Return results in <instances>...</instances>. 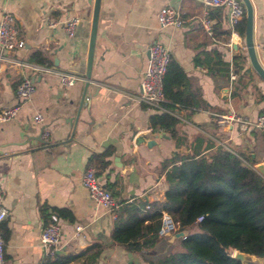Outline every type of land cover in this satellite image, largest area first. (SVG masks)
<instances>
[{
	"label": "crops",
	"instance_id": "0c3cea01",
	"mask_svg": "<svg viewBox=\"0 0 264 264\" xmlns=\"http://www.w3.org/2000/svg\"><path fill=\"white\" fill-rule=\"evenodd\" d=\"M251 3L255 53L264 68V0ZM163 5L179 10L184 18L180 26H159L156 14ZM92 7L93 0H0V15L11 12L22 40L20 47L0 51V110L16 102L14 88L22 77L34 85L13 116L0 121L1 204L7 212L0 220L4 264L41 263L38 235L49 213L59 218L64 248L59 255L78 254L93 244L99 253L91 264H144L143 256L164 254H156L159 236L147 252L112 241L113 217L81 187L80 175L91 165L88 156L107 147L113 149L108 164L95 174L117 206L120 200H163L167 183L160 164L173 151L189 155L209 142L240 154L252 167L264 166V137L257 129L215 121L228 114L253 120L264 110V83L248 62L242 36L228 26L224 8H206L198 0H99L89 56ZM204 15L212 20L210 34L198 20ZM73 16L78 22L68 36L63 22ZM50 21L53 26L47 25ZM155 40L181 68L183 88L197 102L173 110L178 142L163 130H152L148 115L154 110L133 99L147 46ZM37 57L45 58L47 70L36 67L41 65ZM221 62L237 68L231 81L221 74ZM60 71L80 78L62 85ZM35 113L41 116L39 123L31 119ZM147 129L158 134L155 144H134V134ZM178 232L167 234L169 243L179 244ZM84 259L81 255L64 264Z\"/></svg>",
	"mask_w": 264,
	"mask_h": 264
},
{
	"label": "trees",
	"instance_id": "16d2710c",
	"mask_svg": "<svg viewBox=\"0 0 264 264\" xmlns=\"http://www.w3.org/2000/svg\"><path fill=\"white\" fill-rule=\"evenodd\" d=\"M233 29L243 36L244 11ZM36 60L39 64L47 63L43 57ZM221 64L222 75L228 76L229 71L237 69L234 64L231 67L226 62ZM185 81L181 68L169 58L161 78L162 109L148 115L149 127L167 132L175 142H178L175 131L178 119L173 110L178 105L197 106L194 95L183 88ZM112 151V147H107L88 156L87 163L93 165L96 174L106 167V157ZM194 151L189 155L173 151L161 162L167 183L163 200L118 202L111 240L130 251H149L157 236L160 211H165L177 222V231L185 227L193 229L179 237L182 251L154 258L143 256L144 264H241L231 256L232 250L249 253L264 264V175L245 163L240 154L222 145L207 142L203 151L196 148ZM146 203L151 209L143 210ZM40 211L45 217L44 208ZM58 214L66 216L63 211ZM197 216L201 217L195 221ZM97 246L90 245L74 255L54 253L43 257L40 264H64L81 255L85 258L82 264H91L99 253Z\"/></svg>",
	"mask_w": 264,
	"mask_h": 264
},
{
	"label": "built area",
	"instance_id": "2783aa9c",
	"mask_svg": "<svg viewBox=\"0 0 264 264\" xmlns=\"http://www.w3.org/2000/svg\"><path fill=\"white\" fill-rule=\"evenodd\" d=\"M200 4L206 8H224L226 11V22L232 29L233 26L241 19L243 15V6L240 0H198ZM156 20L160 27L164 26H180L184 18L178 9L163 5L156 14ZM199 23L206 33H211L212 20L206 15L201 16ZM78 22L76 17H69L63 22V28L68 36H72L74 28ZM48 26H53L54 22H47ZM22 40L17 36V29L14 25V17L8 10H3L0 15V51H10L15 47H20ZM170 54L168 49L159 41H153L147 46V58L144 68L138 80L137 91L133 95V99L139 105L152 110H160L161 101H163V93L161 87V78L165 71ZM23 64V62H18ZM46 64L36 66L41 70H47ZM79 76L71 72H57L58 82L62 85L71 84ZM83 78H85L83 76ZM228 78L231 81L234 73L229 71ZM34 89L33 82L26 77H22L15 85L14 94L16 102L0 110V121L10 119L20 103L26 100ZM34 123L41 121L39 113H35L31 117ZM215 121L218 124L238 123L243 128L257 129L264 137V110L261 111L253 120H246L235 114L217 115ZM46 135V132L43 133ZM79 183L84 188L91 200L103 210L114 217L117 208V202L110 191L103 186L101 181L95 174L94 168L89 165L81 173ZM2 189L0 188V220L6 215V210L1 204ZM143 209H151L146 203ZM201 216H197L198 221ZM80 229L79 225L75 226V230ZM177 231V222L165 211H160L159 225L156 231L157 236H163ZM183 237V232L182 235ZM39 246L41 247L43 257L52 256L56 250L60 249V225L59 218L55 213H49L46 221L41 225L38 235ZM3 245L4 239L0 233V264L3 263ZM113 264V263H107Z\"/></svg>",
	"mask_w": 264,
	"mask_h": 264
},
{
	"label": "water",
	"instance_id": "95a60500",
	"mask_svg": "<svg viewBox=\"0 0 264 264\" xmlns=\"http://www.w3.org/2000/svg\"><path fill=\"white\" fill-rule=\"evenodd\" d=\"M244 10V31H243V44L246 52L248 62L256 73L258 78L264 83V68L257 59L255 53V45L252 37V19H253V7L251 0H240ZM99 0H93L92 7V16L90 22L89 38H88V55H91L94 41V33L97 19V10H98ZM86 77V75H85ZM159 136H165L164 134H159ZM158 137V134H153L150 129L140 130L136 132L132 138L134 144L144 143L146 147H150L155 144V139ZM255 169L261 174L264 175L263 165L257 164ZM178 235H182V232L179 231ZM56 254H63L64 248L55 251ZM231 256L238 260L241 264H261L257 261V257L245 253L239 250H232Z\"/></svg>",
	"mask_w": 264,
	"mask_h": 264
},
{
	"label": "rangeland",
	"instance_id": "374dc122",
	"mask_svg": "<svg viewBox=\"0 0 264 264\" xmlns=\"http://www.w3.org/2000/svg\"><path fill=\"white\" fill-rule=\"evenodd\" d=\"M169 235H163V236H159L157 238V242H156V250H157V255H160L162 252H176V251H182V247L180 246V244L175 245L173 243H169ZM232 253V251H230ZM257 261L261 264L262 260L260 258H257Z\"/></svg>",
	"mask_w": 264,
	"mask_h": 264
},
{
	"label": "bare ground",
	"instance_id": "6f19581e",
	"mask_svg": "<svg viewBox=\"0 0 264 264\" xmlns=\"http://www.w3.org/2000/svg\"><path fill=\"white\" fill-rule=\"evenodd\" d=\"M258 258V257H257Z\"/></svg>",
	"mask_w": 264,
	"mask_h": 264
}]
</instances>
